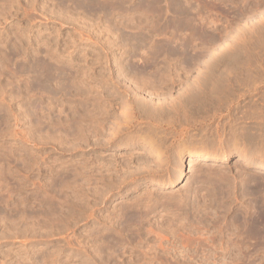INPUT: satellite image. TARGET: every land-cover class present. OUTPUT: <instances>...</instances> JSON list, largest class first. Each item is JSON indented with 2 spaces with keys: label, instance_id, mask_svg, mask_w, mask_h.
<instances>
[{
  "label": "rangeland",
  "instance_id": "rangeland-1",
  "mask_svg": "<svg viewBox=\"0 0 264 264\" xmlns=\"http://www.w3.org/2000/svg\"><path fill=\"white\" fill-rule=\"evenodd\" d=\"M260 162L264 0H0V264H264Z\"/></svg>",
  "mask_w": 264,
  "mask_h": 264
},
{
  "label": "bare ground",
  "instance_id": "bare-ground-1",
  "mask_svg": "<svg viewBox=\"0 0 264 264\" xmlns=\"http://www.w3.org/2000/svg\"><path fill=\"white\" fill-rule=\"evenodd\" d=\"M158 3V2H157ZM150 4V3H149ZM180 6V5H179ZM156 7V6H155ZM154 9V8H153ZM161 12V11H160ZM167 13V11H166ZM163 16V15H162ZM187 45V44H186ZM43 65V64H42ZM35 66V65H34ZM50 67V66H49ZM28 69V68H27ZM29 70V69H28ZM55 70V69H54ZM126 71V70H125ZM54 72V71H53ZM127 72V71H126ZM50 73V72H49ZM124 73V72H123ZM44 74V73H43ZM49 76V75H48ZM47 76V77H48ZM51 76V75H50ZM46 77V78H47ZM56 78V77H55ZM145 79V78H143ZM47 80V79H46ZM52 80V79H51ZM140 81V80H139ZM142 81V80H141ZM144 81V80H143ZM49 82V81H48ZM141 83V82H140ZM143 83V82H142ZM146 83V82H145ZM202 87H200L201 89L198 88V90H192L194 87L193 86H188L190 87V91L194 92L193 95H186L185 98L181 99V104L180 107H178L180 110L179 111H183L184 109H188L191 110L192 112H196V110L200 112V110L203 108H205L204 110H208V108L212 105L211 98H212V88H210V82H205L203 84H201ZM44 86V85H43ZM199 87V86H198ZM188 92V91H187ZM214 92V91H213ZM184 93V92H183ZM183 96V95H182ZM204 97V98H203ZM213 99V98H212ZM48 106V105H47ZM42 108V107H41ZM157 108V107H156ZM43 109V108H42ZM152 109V108H151ZM177 109V108H176ZM175 109V110H176ZM182 109V110H181ZM173 110V109H172ZM170 109L167 108H161V111H159L157 114L163 118L165 117H169L172 113H176V111L174 110V112ZM178 110V109H177ZM187 110V111H188ZM178 111V112H179ZM45 113V112H44ZM184 113V112H183ZM188 113V112H187ZM201 113V112H200ZM179 114V113H177ZM181 114V113H180ZM155 116V115H154ZM52 123V122H51ZM229 159V155H215V154H210V153H205V152H196L194 154H192V161L193 160H212V161H227ZM194 162V161H193ZM192 162V163H193ZM191 164V163H190ZM193 165V164H192ZM191 165V166H192ZM259 168H264V162H260L258 164ZM60 178V177H59ZM156 184V183H155ZM163 186H168L170 183L166 182V183H162ZM170 186V185H169ZM38 262V261H37ZM43 262V261H42ZM39 264V263H38Z\"/></svg>",
  "mask_w": 264,
  "mask_h": 264
}]
</instances>
